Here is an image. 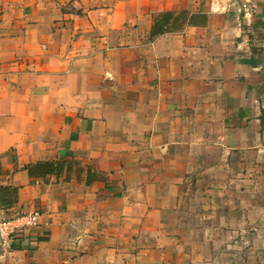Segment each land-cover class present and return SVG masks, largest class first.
I'll return each instance as SVG.
<instances>
[{
  "label": "crops",
  "instance_id": "1",
  "mask_svg": "<svg viewBox=\"0 0 264 264\" xmlns=\"http://www.w3.org/2000/svg\"><path fill=\"white\" fill-rule=\"evenodd\" d=\"M0 222V264H264V0H0Z\"/></svg>",
  "mask_w": 264,
  "mask_h": 264
},
{
  "label": "built area",
  "instance_id": "2",
  "mask_svg": "<svg viewBox=\"0 0 264 264\" xmlns=\"http://www.w3.org/2000/svg\"><path fill=\"white\" fill-rule=\"evenodd\" d=\"M38 215L36 213L25 216L26 225H35ZM14 239V228L10 226V222H0V248L8 249Z\"/></svg>",
  "mask_w": 264,
  "mask_h": 264
},
{
  "label": "rangeland",
  "instance_id": "3",
  "mask_svg": "<svg viewBox=\"0 0 264 264\" xmlns=\"http://www.w3.org/2000/svg\"><path fill=\"white\" fill-rule=\"evenodd\" d=\"M60 5H65L66 6V2L61 1Z\"/></svg>",
  "mask_w": 264,
  "mask_h": 264
}]
</instances>
